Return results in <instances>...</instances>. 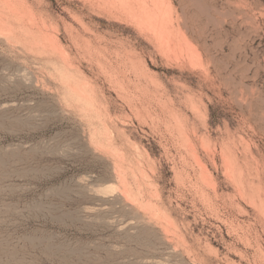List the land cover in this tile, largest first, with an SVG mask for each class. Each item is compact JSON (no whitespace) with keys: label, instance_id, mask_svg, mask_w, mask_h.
<instances>
[{"label":"rangeland","instance_id":"374dc122","mask_svg":"<svg viewBox=\"0 0 264 264\" xmlns=\"http://www.w3.org/2000/svg\"><path fill=\"white\" fill-rule=\"evenodd\" d=\"M0 264H264V0H0Z\"/></svg>","mask_w":264,"mask_h":264},{"label":"bare ground","instance_id":"6f19581e","mask_svg":"<svg viewBox=\"0 0 264 264\" xmlns=\"http://www.w3.org/2000/svg\"><path fill=\"white\" fill-rule=\"evenodd\" d=\"M74 89H75V88H74ZM72 90H73V88H72ZM78 90H79V89H78ZM78 90L76 89L77 92H78ZM70 91H71V90H70ZM82 91H84V90H81V89H80V92H82ZM73 92H74V91H73ZM91 92H92V91H91ZM83 93H84V92H83ZM85 93H86V95H87V92H85ZM78 95H80V93H79ZM81 95H82V94H81ZM84 95H85V94H84ZM86 95H85V97H86ZM88 95H89V94H88ZM82 96H83V95H82ZM69 97H70V95H69ZM72 97H73V95H72ZM74 97H75V96H74ZM75 98H76V97H75ZM89 99H90V97H89ZM70 100H71V98H70ZM66 101H67V100H66ZM72 101H73V100H72ZM86 101H87V100H86ZM80 102H81V101H80ZM88 102H90V101H88ZM71 105H72V104H71ZM75 106H76V104H75ZM80 106H81V105H80ZM66 107H67V106H66ZM72 107H73V106H72ZM91 107H92V106H90V108H91ZM68 108H69V106H68ZM77 108H79L78 105H77ZM83 108H84V107H83ZM79 109H80V108H79ZM91 109H92V108H91ZM84 110H85V108H84ZM86 110H87V111H86ZM86 110H85V111H86V113H87L88 110H90V109H89V108H88V109L86 108ZM94 110H95V109H94ZM82 111H83V109H82ZM85 111H84V112H85ZM96 111H97V110H96ZM91 112H92V111H91ZM92 145H94V143H92ZM92 145H91V147H92ZM94 147H95V145H94ZM92 149H93V148H92ZM98 151H99V150H98ZM115 157H117V156H115ZM118 157H119V155H118ZM118 160H119V158H118ZM113 163H114V162H113ZM118 164H119V163H118ZM115 166H116V164H115ZM115 170L117 171V173L115 174V176H116L117 174H120V173H121V170H122V169H120L119 167L116 166ZM115 170H114V172H115ZM124 170H125V169H124ZM128 171H129V170H128ZM130 171H131V170H130ZM201 171H202V170H201ZM122 172H123V170H122ZM125 172H126V171H125ZM123 173H124V172H123ZM128 173H129V172H128ZM131 173H132V172H131ZM128 175H129V174H128ZM132 175H134V174H132ZM125 176H126V175H125ZM118 177H119V176H118ZM121 177H122V176H121ZM123 177H124V176H123ZM123 177H122V179H123ZM127 177H128V176H127ZM135 177H136V176H135ZM135 177H134V178H135ZM142 177H143V175H142ZM130 178H131V177H130ZM115 180H116V179H115ZM129 180L131 181V179H129ZM132 180L134 181V182H132V183H135V180H134L133 178H132ZM122 181H123V180L120 181V185H121ZM137 182H138V181H137ZM123 184H124V183H123ZM123 184H122V186H123ZM117 185H119V182H118ZM124 185H125V184H124ZM144 185H145V184H144ZM133 186H134V185H133ZM135 187H136V186H135ZM138 187H139V186H138ZM140 187H141V186H140ZM124 188H125V187H124ZM149 188H150V187H149ZM149 188H148V190H149ZM152 190H153V189H152ZM139 191L142 192V190H139ZM150 191H151V190H150ZM150 191H149V193H150V194H149V198H150L151 193H152V192H150ZM136 192H138V191H136ZM125 193H126V191L123 192V194H125ZM118 194H119V193H118ZM121 194H122V192H121ZM121 194H119V195L121 196ZM123 194H122V196H123ZM138 194H139V193H138ZM138 194H137V196H136V195H135V196L138 197V198L140 197L139 200L141 199V201H142L143 193H142V196H141V194H139V195H138ZM146 194H147V193H146ZM126 195H127V193H126L125 196L121 199L123 202H125V204L128 202V199H129V201H132V199H130L128 196H127V197H128V199H127ZM133 196H134V194H133ZM119 198H120V197H119ZM138 198H136V201H137ZM152 198H153V195H152ZM139 200H138V201H139ZM147 200H148V198H147ZM122 201H121V202H122ZM149 201H150V200H149ZM143 202H144V200H143ZM145 202H146V201H145ZM151 202H152V200H151ZM153 202H154V201H153ZM136 203H137V202H136ZM127 204L129 205L130 203H127ZM131 204L133 205V201L131 202ZM146 204H148V203H146ZM150 204H151V203H150ZM128 207H130V206H128ZM128 207H127V208H128ZM131 208L133 209V206H132ZM149 208L151 209V205H149ZM152 208H153V207H152ZM155 208H156V205H155ZM156 209L158 210L159 208H156ZM147 211H148V209H147ZM159 211H160V209L158 210V212H159ZM153 212H154V208H153ZM153 212H152V210H151V213H153ZM149 213H150V212H149ZM154 214H156V213L154 212ZM160 214H161V211H160ZM135 215H136V214H135ZM161 216H162V215H161ZM153 217H154V216H153ZM155 217H156V215H155ZM155 217H154V218H155ZM162 217H163V216H162ZM159 218H160V217H159ZM159 218H156V219H159ZM164 219H166L165 216H164ZM160 220H161V218H160ZM161 221H162V220H161ZM148 222H149V221H148ZM144 225H145V224H144ZM155 225L157 226V224H155ZM158 226H160V224H158ZM160 227H161V226H160ZM162 228H163V225H162ZM177 233H178V232H177ZM160 235H161V234H160ZM164 235H166V233H164ZM164 235H163V237H164ZM176 235H177V234H176ZM161 237H162V236H161ZM159 238H160V237H159ZM167 239H168V238H167ZM167 239H166V241H167ZM163 240H164V238H163ZM161 242H162V241H161ZM167 242H169V240H168ZM167 242H166V243H167ZM170 243H171V240H170ZM163 245H164V244H163ZM171 245H172V243H171ZM167 249H168V248H167ZM171 250H172V249H171Z\"/></svg>","mask_w":264,"mask_h":264}]
</instances>
